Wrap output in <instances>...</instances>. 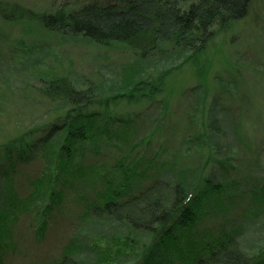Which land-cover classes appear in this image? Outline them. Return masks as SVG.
I'll return each mask as SVG.
<instances>
[{
  "label": "trees",
  "instance_id": "16d2710c",
  "mask_svg": "<svg viewBox=\"0 0 264 264\" xmlns=\"http://www.w3.org/2000/svg\"><path fill=\"white\" fill-rule=\"evenodd\" d=\"M257 1L264 2L68 0L52 11L40 12L19 3L0 0V15L7 22L37 21L49 32L74 42L86 39L98 47L119 44L126 47L137 62H144L155 56L163 58L172 54L198 57L210 47L217 30L247 17ZM126 70L130 73L124 76L122 81L126 83L121 88L125 93L114 96L107 94L105 86L91 78H84L80 84L65 75L42 78L35 98L42 101L51 113L63 111L57 118L62 125L58 126L55 120L34 125L28 132L0 145V264L3 250L16 246L15 224L19 221V214L35 202L45 201L37 214L48 216L69 190L67 187L76 189L79 194L87 188L94 191L91 200L85 194L80 195L85 208L78 214L79 227L88 222H102L110 228L115 225L119 235L110 233L108 238L111 242L113 238L124 240L117 241L119 252L128 247L126 240L129 238L148 237L142 245L140 262H149L162 245L175 239L176 229L181 227L184 231H192L193 236L183 264H264V247L254 253L240 245L246 223L264 212V178L251 175L259 161L252 157L246 136L242 135V141H238L249 159L248 169L238 177L227 178L228 169H233L232 161L240 155L227 125L234 122L233 127L235 125L238 129L239 119L229 117L228 106L217 97L206 115L203 114L205 118L198 122L195 118V122H191L199 127H193V131L181 136L186 153L175 154L173 160H156L155 155L144 162L141 160L144 154L137 151L142 143L139 142L113 161V137L131 136L134 119H120L118 124L124 130L113 133V121L102 117L96 107H106L113 99L121 97L135 98L140 92L144 97L157 93L156 89L148 92L150 89L146 91L139 87L143 81L138 77L141 81H137L132 65ZM151 85L158 88L156 84ZM239 99L241 107L248 109L247 99L242 96ZM98 120L100 126H97ZM49 130L59 135L55 138L50 135L45 141L38 140L40 143L44 141L40 156L42 166L37 176L29 179L32 191L21 197L17 188V178L22 173L18 169L19 161H29L35 146L39 145L36 134ZM152 133L145 136L144 141L148 137V142L152 143ZM94 139H97L95 144L89 147L88 142ZM106 149L112 160L97 163L98 155ZM90 151L91 156L88 155ZM207 199L212 201L204 210ZM46 201L48 204L44 206ZM239 205L248 207L227 215V227L223 230L205 233L198 229L200 216L216 210L226 213ZM47 225L48 217L39 226L40 234L45 233ZM87 242L91 244L93 240L88 238ZM80 247L81 237L77 233L63 246L59 257L42 264H84L77 258ZM97 250L95 246L97 263L113 264L111 253Z\"/></svg>",
  "mask_w": 264,
  "mask_h": 264
},
{
  "label": "rangeland",
  "instance_id": "374dc122",
  "mask_svg": "<svg viewBox=\"0 0 264 264\" xmlns=\"http://www.w3.org/2000/svg\"><path fill=\"white\" fill-rule=\"evenodd\" d=\"M3 1L19 3L41 12L52 11L68 0ZM131 65L136 72V78L143 81L139 87L147 89L146 91L150 89L148 92L156 89L157 93L151 97H144L140 92L134 96L135 98L121 97L113 99L106 107H96L101 111L102 117L104 115L113 121V133L124 130L122 125L118 124L120 119H134L131 136H125L123 139L113 137V161L126 149L129 150L131 145L139 142L142 143H139L137 151H141V155L144 154L141 160H148L155 155L156 160H173L175 154L186 153L181 136L193 127L198 128L199 126L193 124L195 118L197 122L202 117L205 118L203 114L206 115L209 111L214 99L221 97V103L228 106L230 112L228 116L239 119L238 129L235 125L233 127L234 122L227 125L231 140L237 143L240 149V155L232 161L233 169H228L227 178L238 177L248 169L249 159L242 144L239 143L242 141V135L246 136V143L251 145L249 151L253 154L252 157L258 158L259 161L258 166L252 169L251 175L264 178L263 1L255 2L247 17L233 22L225 29L217 30L210 47L198 57L189 58L172 54L163 58L155 56L144 62H137L126 47L119 44L98 47L86 39L74 42L69 38L64 39L58 33L49 32L37 21L24 19L7 22L0 15V145L28 132L34 125L50 121L52 123L56 121V124L59 123L58 126L62 125L57 118L63 111L51 113L42 101L35 98L36 88L42 85V78L55 74L65 75L76 84H80L84 78H91L103 84L107 94L114 96L125 93L121 88L126 82L122 80L130 73L126 69ZM161 76L164 78L161 79ZM138 78L137 81H141ZM151 84H156L158 88ZM241 96L247 99L248 109L241 107L239 99ZM199 102L200 104H197ZM98 125L100 126L99 120ZM151 131L154 132L151 136L152 143L148 142V137L144 141V137L150 135ZM50 135L55 138L59 133L50 130L44 133L39 131L35 136L39 145L35 146L29 161L25 159L19 161L18 169L22 173L21 177L17 178V188L21 197L28 196L32 191L29 179L37 176L40 171L41 149ZM41 139H44L42 143L38 141ZM96 140L88 142L89 147L93 146ZM90 152L89 156L92 155V151ZM105 155H109L110 158ZM98 156L96 160L99 164L112 160L107 149L102 150ZM67 188L69 190L58 200V206H54L48 216L37 214L38 208L45 201H37V204L35 202L27 211L19 214V221L15 224L16 246L12 245L3 250L2 264H42L53 260L59 257L70 237L77 233L81 237L77 258L79 257L84 264H99L95 261V246L99 252L111 253L113 264L140 262L142 245L148 237L129 238L126 240L128 247L119 252L117 241L124 240L113 238L111 242L108 238L110 233L119 235L115 225L110 228L102 222H88L79 227L81 220L78 214L85 208L80 195L85 194L91 200L94 191L87 188L79 194L76 189ZM211 201L212 199L204 201V210ZM47 204L48 201L44 206ZM247 207L233 206L226 213L220 210L212 211L200 216L199 224L197 221L196 224L200 232H218L227 227L225 226L228 223L225 220L227 215L231 216L233 212ZM45 217H48V225L45 233L40 234L38 229ZM246 224L248 225L240 238V245L256 253L260 247H264V212ZM180 229L181 227L176 229L175 239H169L156 251L153 261L152 257L149 262L142 261L138 264L186 262L189 243L193 236L192 231ZM88 238L93 240L91 244L87 242Z\"/></svg>",
  "mask_w": 264,
  "mask_h": 264
}]
</instances>
